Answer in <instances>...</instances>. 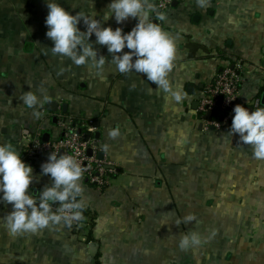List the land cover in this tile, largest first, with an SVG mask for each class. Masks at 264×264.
Returning <instances> with one entry per match:
<instances>
[{
    "label": "crops",
    "instance_id": "1",
    "mask_svg": "<svg viewBox=\"0 0 264 264\" xmlns=\"http://www.w3.org/2000/svg\"><path fill=\"white\" fill-rule=\"evenodd\" d=\"M59 2L99 18L110 0ZM47 13L46 0H0V143L32 165L30 190L38 195L51 183L41 175L50 152H32V139L59 138L61 118L90 120L98 155L116 174L101 189L80 180L93 216L89 238L63 223L13 236L3 220L12 205L0 201V264H264V160L229 133L231 125L202 130L197 113L217 71L235 63L244 96L255 100L247 108L264 107V0H177L164 13L153 6L150 20L176 37L169 80L186 98L175 106L145 74L117 71L105 45L94 44L106 56L101 75L53 54ZM137 22L104 23L127 32ZM78 27L86 31L82 21ZM27 90L42 100L34 108L20 99ZM192 231L202 243L180 249V235Z\"/></svg>",
    "mask_w": 264,
    "mask_h": 264
},
{
    "label": "clouds",
    "instance_id": "2",
    "mask_svg": "<svg viewBox=\"0 0 264 264\" xmlns=\"http://www.w3.org/2000/svg\"><path fill=\"white\" fill-rule=\"evenodd\" d=\"M46 4V36L53 42V54L66 56L76 65L90 64L97 70V75H101L106 56L98 55L94 44L105 45L111 54V62L120 73L135 71L145 74L148 81L167 94L173 106L181 104L186 98L184 92L172 87L169 80V73L177 59L176 37L162 24L150 20L153 5L149 0H110L99 18L95 10L72 14L59 0H46ZM112 17L117 24L130 17L138 18V22L125 32L121 27L105 26L104 22ZM160 19L163 20L164 16L161 15ZM81 21L86 31L78 27ZM93 34L94 41L90 40ZM125 48L128 51H122ZM20 99L28 108L42 102L31 90L24 91ZM233 112L229 133L238 134L241 143L251 145L254 158L264 160V107L250 110L236 104ZM34 115L39 116L40 113L34 112ZM118 134L115 130L109 132L113 138ZM83 172L74 156L51 152L41 165V175H49L51 183L45 184L37 195L30 190V184L35 179L32 165L22 159L13 144L0 143V201L12 205V211L3 217L10 234H36L53 224L71 225L83 220L86 207L80 198ZM192 219V216H186L185 222ZM201 243L200 234L192 231L180 235L178 247L187 250Z\"/></svg>",
    "mask_w": 264,
    "mask_h": 264
},
{
    "label": "built area",
    "instance_id": "3",
    "mask_svg": "<svg viewBox=\"0 0 264 264\" xmlns=\"http://www.w3.org/2000/svg\"><path fill=\"white\" fill-rule=\"evenodd\" d=\"M177 0H150L159 13L168 11ZM242 73L240 66H222L214 75L212 81L205 87V94L199 100L197 113L200 118L201 129L206 131L221 130L231 125L236 104L245 107L255 105L254 98H247L242 90ZM210 113L209 117L206 115ZM60 136L49 142H41L38 137L32 139L30 150L38 152L46 150L57 154L74 156L84 169L82 178L98 189L106 187L113 175L116 174L114 164L105 155L99 156L101 151L99 140L94 136L96 127L90 120L73 122L60 119L58 122ZM81 221H75L69 226L80 227Z\"/></svg>",
    "mask_w": 264,
    "mask_h": 264
},
{
    "label": "trees",
    "instance_id": "4",
    "mask_svg": "<svg viewBox=\"0 0 264 264\" xmlns=\"http://www.w3.org/2000/svg\"><path fill=\"white\" fill-rule=\"evenodd\" d=\"M83 217H84L82 220L83 224L80 227L76 228V227L70 226V228L74 234H79V232L82 231V235L89 238L90 237V229H91V226L93 224V216L89 211L84 209L83 210Z\"/></svg>",
    "mask_w": 264,
    "mask_h": 264
},
{
    "label": "water",
    "instance_id": "5",
    "mask_svg": "<svg viewBox=\"0 0 264 264\" xmlns=\"http://www.w3.org/2000/svg\"><path fill=\"white\" fill-rule=\"evenodd\" d=\"M175 3H176V1L173 2V4H175ZM173 4H172V5H173ZM49 104H50V105H49V106L47 105V107H48L49 109H54V102H49ZM261 104H264V93L262 94V97H261ZM51 106H52V107H51ZM62 107H63V109H65V104H64ZM209 115H210V113L207 114V117H209ZM94 135H95L96 138H98V134H97V132H95Z\"/></svg>",
    "mask_w": 264,
    "mask_h": 264
}]
</instances>
